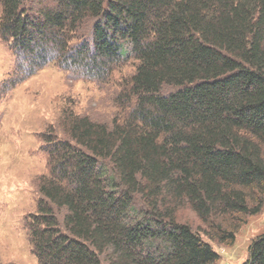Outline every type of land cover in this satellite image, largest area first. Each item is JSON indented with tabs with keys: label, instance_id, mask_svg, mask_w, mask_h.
<instances>
[{
	"label": "trees",
	"instance_id": "obj_1",
	"mask_svg": "<svg viewBox=\"0 0 264 264\" xmlns=\"http://www.w3.org/2000/svg\"><path fill=\"white\" fill-rule=\"evenodd\" d=\"M0 42L5 94L49 65L112 94L39 136L38 264H216L263 209L264 0H0Z\"/></svg>",
	"mask_w": 264,
	"mask_h": 264
},
{
	"label": "rangeland",
	"instance_id": "obj_2",
	"mask_svg": "<svg viewBox=\"0 0 264 264\" xmlns=\"http://www.w3.org/2000/svg\"><path fill=\"white\" fill-rule=\"evenodd\" d=\"M13 57L0 42V263L38 264L32 254L24 219L35 212L36 183L45 173L39 136L54 125L66 104L91 118L110 117L109 88L69 77L49 65L5 94ZM128 66L123 74H130ZM5 84V85H4ZM182 220L198 225L188 210ZM264 233V207L246 221L229 246L210 243L219 256L216 264H242L252 240Z\"/></svg>",
	"mask_w": 264,
	"mask_h": 264
}]
</instances>
